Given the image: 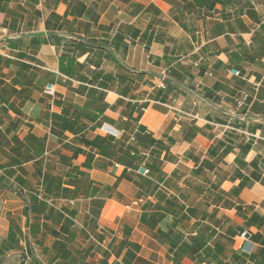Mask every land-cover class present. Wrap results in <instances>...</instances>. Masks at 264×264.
I'll use <instances>...</instances> for the list:
<instances>
[{"label": "crops", "instance_id": "0c3cea01", "mask_svg": "<svg viewBox=\"0 0 264 264\" xmlns=\"http://www.w3.org/2000/svg\"><path fill=\"white\" fill-rule=\"evenodd\" d=\"M0 185V264H264V0H0Z\"/></svg>", "mask_w": 264, "mask_h": 264}, {"label": "rangeland", "instance_id": "374dc122", "mask_svg": "<svg viewBox=\"0 0 264 264\" xmlns=\"http://www.w3.org/2000/svg\"><path fill=\"white\" fill-rule=\"evenodd\" d=\"M5 189H6L5 186L2 187L0 185V217H1V214L3 212V207H2L3 203L2 202H3V200H5V198L7 197V193H8L5 191Z\"/></svg>", "mask_w": 264, "mask_h": 264}, {"label": "built area", "instance_id": "2783aa9c", "mask_svg": "<svg viewBox=\"0 0 264 264\" xmlns=\"http://www.w3.org/2000/svg\"><path fill=\"white\" fill-rule=\"evenodd\" d=\"M145 172H148V170L146 169ZM39 197H41L42 199H44V195H39Z\"/></svg>", "mask_w": 264, "mask_h": 264}, {"label": "water", "instance_id": "95a60500", "mask_svg": "<svg viewBox=\"0 0 264 264\" xmlns=\"http://www.w3.org/2000/svg\"><path fill=\"white\" fill-rule=\"evenodd\" d=\"M234 72H236V70H234ZM141 171H142V172L145 171V168H141Z\"/></svg>", "mask_w": 264, "mask_h": 264}, {"label": "trees", "instance_id": "16d2710c", "mask_svg": "<svg viewBox=\"0 0 264 264\" xmlns=\"http://www.w3.org/2000/svg\"><path fill=\"white\" fill-rule=\"evenodd\" d=\"M3 186H4V185H3ZM3 186H2V187H3Z\"/></svg>", "mask_w": 264, "mask_h": 264}]
</instances>
